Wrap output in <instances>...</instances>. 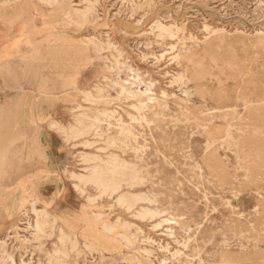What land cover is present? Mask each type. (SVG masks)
Listing matches in <instances>:
<instances>
[{"label":"rangeland","instance_id":"374dc122","mask_svg":"<svg viewBox=\"0 0 264 264\" xmlns=\"http://www.w3.org/2000/svg\"><path fill=\"white\" fill-rule=\"evenodd\" d=\"M48 6L0 0V264H264V0ZM85 155L127 166L119 193L78 178Z\"/></svg>","mask_w":264,"mask_h":264},{"label":"bare ground","instance_id":"6f19581e","mask_svg":"<svg viewBox=\"0 0 264 264\" xmlns=\"http://www.w3.org/2000/svg\"><path fill=\"white\" fill-rule=\"evenodd\" d=\"M41 2H43L44 4L49 5V6H54L56 4H60L62 1L64 0H40ZM86 1V0H85ZM88 2V1H87ZM92 3V2H91ZM6 4V3H5ZM90 4V2H89ZM94 4V3H93ZM92 5V4H91ZM89 6V7H85L84 9H76V8H72V10L70 12H74L76 15H80L81 17L83 18H87L89 15H91V12L93 10V6ZM48 6V7H49ZM69 12V13H70ZM73 14V13H72ZM74 14V15H75ZM77 15V16H78ZM68 16V15H67ZM72 17V15H69ZM80 17V18H81ZM77 17L75 16V19ZM67 19V18H66ZM74 19V20H75ZM0 20H2L3 22H6V23H9L12 25L13 21L8 19L6 16H0ZM77 20V19H76ZM79 20V19H78ZM84 20V19H83ZM82 20V21H83ZM66 21V20H65ZM64 21V23H65ZM88 22V20H87ZM206 24V23H205ZM75 26V25H74ZM89 26V25H88ZM156 29L160 30L161 31V34H167L169 35L170 37H174L175 33H174V29L170 26H165L161 23H158L157 26H156ZM157 30V31H158ZM225 33V31H224ZM214 34H216L214 32ZM89 42L90 43H93V45H96V47L98 46H102L104 44H101L100 41H98L97 38H89ZM89 44V43H88ZM99 48V47H98ZM49 55V54H48ZM97 55V54H96ZM120 58V57H119ZM170 59V58H169ZM9 61V60H8ZM11 64H8V63H5L4 62V65H3V70H4V73L7 75L8 74V69L6 70V67L9 68ZM9 75V74H8ZM7 75V76H8ZM140 88V87H139ZM100 91V90H98ZM101 92V91H100ZM135 92H130L129 90H127L125 87H122V93L123 95H134ZM136 95H143L145 94V92H137L135 93ZM122 96V95H121ZM172 97V96H170ZM121 98V97H120ZM174 98V97H173ZM178 99V98H177ZM181 103V102H180ZM142 108V107H141ZM130 109H132L130 107ZM151 112V111H150ZM216 112V111H215ZM116 112H114L115 114ZM108 115V114H107ZM109 116V115H108ZM130 117V116H129ZM111 119V118H110ZM115 121V120H114ZM117 122V121H116ZM120 124V123H119ZM118 124V125H119ZM117 125V124H116ZM100 129V128H99ZM70 131V129H69ZM87 127L85 128H77V127H72L71 128V133H72V136H81L83 134H85V132H87ZM132 131V130H131ZM130 133V132H129ZM128 133V135L130 136V134ZM262 135V134H261ZM87 136V135H86ZM68 137V136H67ZM70 137V136H69ZM113 145H115V142L114 141H111L110 142ZM88 144V143H87ZM116 158V157H115ZM83 162L84 163H90V162H100L94 166H90L88 168H86V170L89 172V175L87 176V180L84 179L83 177H78L80 180H82L84 183H89V182H92L94 183L102 192V194H106V193H109V194H116V193H119L121 191V183L118 182L116 179H115V175H118L119 173H121L122 171H119L123 168H126L127 166L124 165V163H121L118 161V159H112V160H109V161H103L99 156H95V155H85L83 156ZM103 162V163H101ZM105 164V167H102V165ZM155 175V174H154ZM155 178V177H154ZM136 180V178H134ZM133 180V181H135ZM138 183H133L131 182L128 187H133L135 185H137ZM119 199V198H118ZM93 201V200H92ZM139 202H144L146 204H154L156 203L157 201L153 200L151 197L147 196V195H140V196H135L133 195L132 193H124L120 196V199H119V203L121 205H127V207L130 208H133L134 206H136ZM224 202V201H223ZM227 203V202H226ZM208 204V203H207ZM235 209V208H234ZM142 211L139 212L138 216L140 215L142 218H146V217H155V216H158L159 211H153V210H149L147 208H142L141 209ZM130 211V210H129ZM35 214H36V223H35V226L33 227L34 229V233H33V237L35 240H41L45 237L46 235V229L49 225V216L46 212H43V211H38V210H34ZM101 216V215H100ZM137 216V217H138ZM103 218V217H102ZM52 219V218H51ZM88 219V218H87ZM89 220V219H88ZM99 221V220H98ZM90 222V220H89ZM104 222V221H103ZM92 225V224H91ZM90 225V226H91ZM93 226V225H92ZM95 226V225H94ZM97 227V226H96ZM104 229H106L107 231H112L113 227L111 226H108V225H104L103 226ZM61 230V229H60ZM130 230V229H129ZM105 231V230H104ZM123 232V231H122ZM252 232V231H251ZM239 233V232H238ZM118 234V233H117ZM52 236V235H51ZM116 236V235H115ZM137 236V235H136ZM134 237V236H133ZM127 243L128 246H133V241L135 242V239H130L129 237L127 236H124L123 237ZM135 238V237H134ZM61 239L62 241H67L69 240V236L65 233H63L61 235ZM8 240V239H7ZM138 240V239H137ZM136 240V241H137ZM139 241V240H138ZM137 241V242H138ZM134 244H137V243H134ZM1 246L4 248L5 247V242H2L1 243ZM54 246V245H53ZM183 246V245H182ZM127 247V246H126ZM92 249V248H91ZM133 249V248H131ZM135 250V249H134ZM187 250V249H186ZM142 251V250H141ZM146 251V250H145ZM4 254L6 256H8V253L6 250H3ZM133 252V251H132ZM2 254V255H4ZM61 254L64 256L66 253L63 252V251H60L58 249H56L53 254L49 255V260H48V264H65L64 263V260H62L60 257H61ZM67 255V254H66ZM177 256V255H176ZM3 260V259H2ZM137 261V260H136ZM135 261V262H136ZM3 263L2 264H6V261L3 260L2 261Z\"/></svg>","mask_w":264,"mask_h":264}]
</instances>
